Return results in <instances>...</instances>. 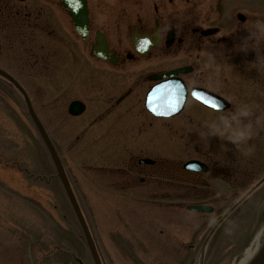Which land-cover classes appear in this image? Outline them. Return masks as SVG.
I'll return each instance as SVG.
<instances>
[{"label": "rangeland", "instance_id": "374dc122", "mask_svg": "<svg viewBox=\"0 0 264 264\" xmlns=\"http://www.w3.org/2000/svg\"><path fill=\"white\" fill-rule=\"evenodd\" d=\"M32 1L39 10L40 24L26 15L22 21L30 25L27 30H22V24L6 34L0 30V63L13 68L14 74L21 73L17 48L24 38V57L36 63L25 67L29 74L23 72L22 83L35 95L102 262L232 264L241 258L253 235L264 226V183L220 222L214 220L264 175V94L255 83L241 82L242 76L257 74L260 66L244 59L222 62L224 71L216 78L215 88L221 94L228 90L231 104L222 111L197 109L193 100L177 115L159 119L142 109L138 117L134 116L137 109L105 110L106 105L91 90L82 97L73 88L60 94L52 88L48 93V88L38 89L41 77L35 68L41 75V59L43 55L44 61L50 58L52 51L53 80L66 78L62 61L67 57L52 33L66 41L68 36L61 29L62 18L49 15L51 1ZM88 1L104 11L114 9L117 2ZM128 1L127 9L132 11L138 4ZM229 1L224 3L225 10L243 4L245 13L255 11V0ZM218 2L202 0L201 15L211 17ZM134 75H126L125 80ZM73 98L87 104L76 117L66 112ZM22 109L16 92L0 80V264H79L77 259L93 264L59 180L55 176L50 180L46 176V182L34 178L38 173L53 174L54 168ZM140 156L151 157L155 163L139 165ZM189 158L220 167L222 177L183 171L181 164ZM140 176L144 177L141 181ZM196 202L213 204L214 210L186 209ZM152 239L155 248H150Z\"/></svg>", "mask_w": 264, "mask_h": 264}, {"label": "flooded vegetation", "instance_id": "af4514ba", "mask_svg": "<svg viewBox=\"0 0 264 264\" xmlns=\"http://www.w3.org/2000/svg\"><path fill=\"white\" fill-rule=\"evenodd\" d=\"M53 2L54 0H50ZM150 6H139V10L130 11L127 8L118 6L116 9L103 10L100 7L90 6L88 9V30L83 36L74 34V41L68 42L65 47L67 56V73L69 84L79 87L80 91L88 92L92 88L101 105H106L104 109H116V105L123 103L125 109H145L141 99V89L152 85L157 80H148L149 74L155 72L161 74L171 65L183 63L195 71L193 75H180L185 86L189 90L193 86H200L211 91H219L215 86L217 74L215 67V55L224 51L230 55L232 60H254L260 68V73L255 75H245L246 80H242L246 85L258 83L264 91V11L256 9L254 14L245 15L242 21L233 25L222 18L218 23H214L207 17H202V7L195 0H149ZM34 1L15 2L14 0H0V26L4 34L22 24V30H27L30 25H26L22 19L26 15L32 17L37 24L39 21V10L35 9ZM57 13L59 10L53 9ZM134 15L129 17L126 25L124 19L129 13ZM65 30L71 33L72 27L68 21L62 20ZM17 24V25H15ZM32 24V23H31ZM225 24V25H224ZM224 25V26H223ZM209 26H217L218 30L203 34L202 29ZM37 30V26L31 27ZM224 28V30H223ZM55 29L53 28V31ZM102 32L107 43V56L104 58H88L91 47L94 43L95 33ZM10 33V32H9ZM55 38L60 44L61 37ZM146 35L149 40L156 38L155 43H150L144 52L139 53L132 45L131 36ZM11 35V34H10ZM23 36V34H22ZM21 38V37H20ZM21 39L18 41L17 62L21 73L14 74L13 68L1 64L0 66L12 74L18 81L22 80L23 72L28 73L27 66L35 65L36 61L28 63L24 57L25 49ZM249 46L244 49V46ZM90 52V53H89ZM49 57L44 61L41 59L40 68L43 72L35 68L36 75H51L47 70L54 52L49 53ZM84 56L81 58V56ZM113 57V60L111 58ZM91 62V69L88 64ZM142 70V72H139ZM89 72V73H88ZM134 75L132 78H121L120 73ZM138 77V79H137ZM227 75L222 78L226 80ZM230 82V81H229ZM230 84V83H229ZM122 87L123 90L118 91ZM40 91H43L38 87ZM76 89V88H75ZM226 89V88H225ZM187 92V98L191 99ZM116 93V95H115ZM219 93V92H218ZM225 93V92H223ZM33 94V103L36 107V99ZM141 100V101H140ZM195 101L194 99H192ZM185 102V103H186ZM197 109H209L198 101ZM184 108V107H183ZM37 112L39 109H35ZM220 169L215 170L220 173Z\"/></svg>", "mask_w": 264, "mask_h": 264}, {"label": "water", "instance_id": "95a60500", "mask_svg": "<svg viewBox=\"0 0 264 264\" xmlns=\"http://www.w3.org/2000/svg\"><path fill=\"white\" fill-rule=\"evenodd\" d=\"M62 3L66 6V7H69L71 9L70 11V14L71 16L73 17L74 21H75V25L77 26V29H78V32H83L84 29H85V24H86V9L84 7V2L83 0L80 1V0H63ZM177 72H181L179 70H174L172 72H169L167 74L171 75V74H175ZM1 74H4L6 75L4 72L0 71ZM7 76V75H6ZM11 82L22 92V94L24 95L25 97V93L24 91L21 89V87L19 86V84L13 80L11 77L7 76ZM181 87V85H180ZM166 91V103H169V105L171 106L170 109H153L155 108V105H152L150 104L149 107L155 115H159V116H169V115H172L174 113H177L180 108L182 107L183 105V102H184V99H185V91L184 89L181 87V90L178 91L177 90V87L176 88H172L170 90H165ZM164 98V99H165ZM25 100H26V103H27V106H28V111L31 115V117L33 118V120L36 122V124L38 125V122L36 120V118L34 117V114L31 110V107L29 105V102L27 100V98L25 97ZM216 100H217V103L218 105H215V107L219 106L218 108H221V107H225L226 104L223 103V101L216 97ZM150 102V100H149ZM76 104V107L75 109H71L70 112L72 114H76L78 112H80L82 110V105H80L79 103H76V102H72L70 104L71 107H74ZM41 133L42 135L44 136V138L46 139L45 137V134L44 132L41 130ZM46 144H47V147L49 149V152L51 154V157L52 159L54 160L55 164H56V167H57V170L60 174V177L62 179V183L64 185V188H65V191H66V194L69 198V201L73 207V210L78 218V221L80 223V226L83 230V233H84V237L86 239V243L89 247V250L91 252V255H92V258L95 262V264H100L99 263V260H98V256H97V253H96V250H95V247H94V244H93V241L90 237V234L87 230V227L85 225V222L83 220V217L81 215V212L79 210V207L77 205V202L74 198V195L71 191V188L67 182V179L65 177V175L63 174V171H62V168L61 166L59 165V162L57 160V157H56V154L51 146V144L46 140ZM184 167L188 168V169H193V170H204L206 167L204 166V164L200 161H197V160H192V161H189L187 163H185L183 165ZM264 177L261 178V180L263 179ZM190 209H193V210H199V211H207V210H210V207H207V206H202V205H196V206H190L189 207ZM249 264H264V245L262 246V248L260 249V251L257 253V255L255 256V258L249 263Z\"/></svg>", "mask_w": 264, "mask_h": 264}, {"label": "bare ground", "instance_id": "6f19581e", "mask_svg": "<svg viewBox=\"0 0 264 264\" xmlns=\"http://www.w3.org/2000/svg\"><path fill=\"white\" fill-rule=\"evenodd\" d=\"M125 22V20H123ZM251 243L242 251L241 258L235 260L232 264H249L264 245V226L252 237ZM150 248H155V242L150 240ZM159 248V247H158Z\"/></svg>", "mask_w": 264, "mask_h": 264}]
</instances>
